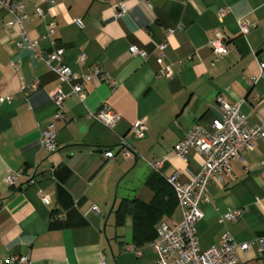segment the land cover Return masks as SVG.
Here are the masks:
<instances>
[{"label": "crops", "instance_id": "obj_1", "mask_svg": "<svg viewBox=\"0 0 264 264\" xmlns=\"http://www.w3.org/2000/svg\"><path fill=\"white\" fill-rule=\"evenodd\" d=\"M11 1L22 4L24 31L37 46L20 47V29L5 28L11 15L0 11V264H14L9 258L22 254L28 264H160L152 241L134 245L132 215L120 206L135 199L150 203L160 189L148 184L155 175L166 180L176 174L187 183L199 173L202 154L190 149L183 159L173 148L195 124L208 127L220 115L219 99L237 105L249 126H264V0H126L120 14V0ZM241 21L250 25L246 34ZM214 30L229 41V52L216 61L207 44ZM159 43L166 45L169 76L160 74L156 61ZM132 45L147 56L129 54ZM58 48L64 50L61 63L80 77L73 83L83 97L46 63ZM98 69L107 77L100 79ZM58 91L63 117L54 122L57 146L49 153L40 141L55 115ZM103 107L118 115L111 128L94 117ZM138 120L142 138L132 135ZM123 141L134 157L120 156ZM106 150L113 159L103 155ZM10 173L13 184L7 182ZM262 183L259 139L206 186L208 201L195 225L202 250L219 247L228 233L237 243L252 242L238 251L240 263L264 264L258 255ZM170 194L164 191L163 200ZM237 209L240 217L225 218ZM181 220L175 202L155 228Z\"/></svg>", "mask_w": 264, "mask_h": 264}, {"label": "built area", "instance_id": "obj_2", "mask_svg": "<svg viewBox=\"0 0 264 264\" xmlns=\"http://www.w3.org/2000/svg\"><path fill=\"white\" fill-rule=\"evenodd\" d=\"M126 0H120L119 14L124 11ZM6 9L11 19L5 21V28L18 26L20 29V47L26 46L34 49L37 46V40H31L24 31V23L27 21V14L19 2L11 0H0V11ZM40 15L41 10L38 9ZM220 14L226 12V9H220ZM78 25L81 21L76 20ZM54 24L49 25L50 32L53 31ZM250 25L246 21L240 22V31L246 34ZM208 46L214 56L215 61L225 56L229 52V41L226 35L220 30H214L208 39ZM159 50L160 56L157 63L160 65V74L163 76L170 75V69L163 63V52L166 47L164 43L155 45ZM64 50L62 48L55 49L46 59V63L55 71L60 81L73 83L80 77L72 72V70L61 63V57ZM128 53L131 55L141 56L145 58L147 52L144 49L130 46ZM81 57V56H80ZM82 58V57H81ZM259 75L264 76V63H260ZM95 74L100 78H106L107 75L103 70L98 69ZM72 93L83 97L82 89L79 83L72 84ZM221 102V113L215 118L211 124L206 127L199 123L174 146V153L185 159L190 149L200 153L204 157L203 165L199 173L187 183H180L178 176L173 174L166 178L169 185L173 188L176 202L181 210L182 220L180 222L172 221L171 223L161 222L157 229V238L150 243L158 254V262L160 264H248L240 263L238 251H247L251 248L252 242L237 243L228 233H224L221 237V245L211 246L205 250L199 247L198 237L195 231L196 223L203 217L202 206L208 201L206 195V186L214 179H221V175L230 171V161L239 157L240 151L253 150L257 140H264V126H249L245 116L240 112L239 107L230 104L224 99ZM56 112L53 120L47 125L41 136L40 145L45 151L52 153L57 146L56 135L57 130L55 121L63 117L62 107L64 103V95L58 91L54 96ZM94 117L108 127H113L118 119V115L107 107L99 109ZM133 137L142 138L145 134L143 121H136L132 126ZM123 158H132L135 153L123 141V145L119 151ZM108 159L114 158V153L110 150L103 152ZM154 167L159 166V162L153 163ZM15 173H10L7 182L13 184ZM34 180L32 179L31 182ZM264 187V183H262ZM38 196L43 204L49 205L50 199L47 194L39 190ZM240 210L229 211L225 218L233 221L240 217ZM57 218L63 217V213L58 214ZM259 248L258 255L264 258V238L258 239ZM130 250L134 246L129 247ZM170 258H174L169 261ZM14 264H28V254H22L9 258Z\"/></svg>", "mask_w": 264, "mask_h": 264}, {"label": "trees", "instance_id": "obj_3", "mask_svg": "<svg viewBox=\"0 0 264 264\" xmlns=\"http://www.w3.org/2000/svg\"><path fill=\"white\" fill-rule=\"evenodd\" d=\"M151 187L160 188L155 192V197L150 203H144L138 199L131 200L128 203H122L120 207H124L132 215L133 218V233L132 241L135 246H141L145 243L153 241L157 237V228H155L156 221L162 216L164 211L170 212L176 197L172 187L167 180L153 176L148 181ZM12 189V188H11ZM172 192L171 197L167 200H163V192ZM120 218L118 219V222Z\"/></svg>", "mask_w": 264, "mask_h": 264}]
</instances>
